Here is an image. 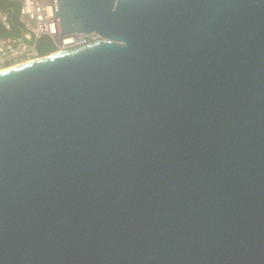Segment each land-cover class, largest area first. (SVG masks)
Masks as SVG:
<instances>
[{
    "label": "water",
    "instance_id": "1",
    "mask_svg": "<svg viewBox=\"0 0 264 264\" xmlns=\"http://www.w3.org/2000/svg\"><path fill=\"white\" fill-rule=\"evenodd\" d=\"M73 49L0 70V264H264V0H53Z\"/></svg>",
    "mask_w": 264,
    "mask_h": 264
},
{
    "label": "built area",
    "instance_id": "2",
    "mask_svg": "<svg viewBox=\"0 0 264 264\" xmlns=\"http://www.w3.org/2000/svg\"><path fill=\"white\" fill-rule=\"evenodd\" d=\"M67 38L69 42L65 43ZM99 38L96 31L59 35L53 0H0V70L49 53L42 51L46 43L55 51L73 49ZM43 39L46 43L40 48Z\"/></svg>",
    "mask_w": 264,
    "mask_h": 264
},
{
    "label": "trees",
    "instance_id": "3",
    "mask_svg": "<svg viewBox=\"0 0 264 264\" xmlns=\"http://www.w3.org/2000/svg\"><path fill=\"white\" fill-rule=\"evenodd\" d=\"M44 43H46L45 39H43V41L40 42V45H39L40 48H41L42 44H44ZM53 47H54L53 45H51V44L47 45V43H46L45 47L42 48V51H44V53L50 52L53 50Z\"/></svg>",
    "mask_w": 264,
    "mask_h": 264
},
{
    "label": "bare ground",
    "instance_id": "4",
    "mask_svg": "<svg viewBox=\"0 0 264 264\" xmlns=\"http://www.w3.org/2000/svg\"><path fill=\"white\" fill-rule=\"evenodd\" d=\"M67 42H69V39L68 38L65 40V43H67ZM62 49H66V48H62ZM62 49H59V50H62ZM27 61H31V60L29 59ZM27 61H25V62H27Z\"/></svg>",
    "mask_w": 264,
    "mask_h": 264
},
{
    "label": "rangeland",
    "instance_id": "5",
    "mask_svg": "<svg viewBox=\"0 0 264 264\" xmlns=\"http://www.w3.org/2000/svg\"><path fill=\"white\" fill-rule=\"evenodd\" d=\"M48 45V44H47Z\"/></svg>",
    "mask_w": 264,
    "mask_h": 264
}]
</instances>
